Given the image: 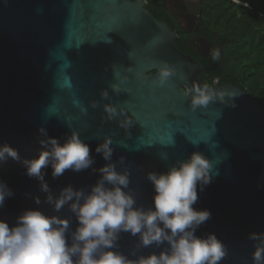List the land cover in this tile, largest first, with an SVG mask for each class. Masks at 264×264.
Returning <instances> with one entry per match:
<instances>
[{
    "label": "water",
    "instance_id": "water-1",
    "mask_svg": "<svg viewBox=\"0 0 264 264\" xmlns=\"http://www.w3.org/2000/svg\"><path fill=\"white\" fill-rule=\"evenodd\" d=\"M187 1L196 15L185 22L174 0L167 1V8L185 31H199L201 4ZM176 37L167 21L147 9L146 0H0V144L8 142L22 157L32 158L40 147L41 126L61 142L75 130L89 143L93 167L99 168L106 161L95 147L110 136L113 160L125 158L130 187L140 192L138 202L146 207L154 195L146 173L165 172L171 163L200 151L213 162L214 178L198 189L194 207L212 216L197 235L214 232L224 242L228 254L220 264H252L255 249L248 234L264 232V106L237 85L216 83L212 86L238 92L236 106L217 100L193 111L187 89L204 83V68L176 46ZM200 43L203 55H209L211 42L201 38ZM162 61L174 65L177 75L158 87ZM112 84L131 92L117 94ZM104 89L110 100L101 98ZM109 102L124 108L134 124L130 129L119 126L123 116L107 120L103 105ZM25 172L12 160L0 166V179L14 192L0 209V219L10 225L28 208L54 214L49 205L34 203L33 197L45 194ZM51 172L49 167L45 179L57 194L68 184H94L99 176L91 169L67 170L53 179ZM59 215L72 216L67 206ZM136 242L122 234L119 250L134 258ZM152 251L160 249L153 245L138 254Z\"/></svg>",
    "mask_w": 264,
    "mask_h": 264
},
{
    "label": "clouds",
    "instance_id": "clouds-1",
    "mask_svg": "<svg viewBox=\"0 0 264 264\" xmlns=\"http://www.w3.org/2000/svg\"><path fill=\"white\" fill-rule=\"evenodd\" d=\"M234 3L249 7L247 0ZM209 55L213 62L222 58L219 48L210 50ZM176 75L177 68L162 61L155 83L164 87ZM121 79L127 81L126 76ZM111 87L117 94L131 92L118 84ZM187 93L193 111L207 108L217 100L235 107L238 96L234 89L216 88L208 83H193ZM100 96L111 99L107 89ZM91 106L96 108L98 102L93 101ZM103 109L107 120L123 116L117 122L126 131L134 125L123 107L109 102ZM38 133L40 147L32 158L22 157L19 149L8 142L0 144V166L9 160L19 163L28 177L38 181L39 192L45 194L43 199L39 195L33 197L34 203L49 205L54 214L35 207L23 210L11 225L0 219V264H220L228 254L227 246L214 232L197 235L200 226L212 216L210 210L194 207L198 189L203 191L214 178L213 162L202 152L194 151L187 159L176 160L165 172L148 171L146 178L154 195L146 207L138 202L140 192L130 187L131 171L125 166V158L113 160L115 149L110 136L95 147V153L106 161L95 168L92 149L78 131H71L63 142L49 136L43 126ZM162 159L167 160V155L163 154ZM49 167L53 179L67 170L79 173L91 169L99 176L94 184L80 188L68 184L57 194L45 179ZM13 195L9 185L0 179V209ZM65 206L72 216L59 215ZM125 233L137 238L131 251L134 258L119 250ZM248 239L254 242L252 264H264V232H250ZM153 245L160 251L138 254Z\"/></svg>",
    "mask_w": 264,
    "mask_h": 264
},
{
    "label": "trees",
    "instance_id": "trees-1",
    "mask_svg": "<svg viewBox=\"0 0 264 264\" xmlns=\"http://www.w3.org/2000/svg\"><path fill=\"white\" fill-rule=\"evenodd\" d=\"M167 1L146 0V7L156 18L169 23L177 35L176 46L204 68L202 81L237 85L264 106V0H247V8L234 0H198L202 7L197 21L199 36L221 50L219 62L196 51L191 40L198 34L178 24Z\"/></svg>",
    "mask_w": 264,
    "mask_h": 264
},
{
    "label": "bare ground",
    "instance_id": "bare-ground-1",
    "mask_svg": "<svg viewBox=\"0 0 264 264\" xmlns=\"http://www.w3.org/2000/svg\"><path fill=\"white\" fill-rule=\"evenodd\" d=\"M176 10L186 18V20L194 17L196 8L190 1L187 0H174Z\"/></svg>",
    "mask_w": 264,
    "mask_h": 264
},
{
    "label": "flooded vegetation",
    "instance_id": "flooded-vegetation-1",
    "mask_svg": "<svg viewBox=\"0 0 264 264\" xmlns=\"http://www.w3.org/2000/svg\"><path fill=\"white\" fill-rule=\"evenodd\" d=\"M174 10V9H173ZM186 20H185V18H184V20H183V22H185ZM179 24V23H178ZM193 32H195V33H197L198 35L196 36V37H194V39H192L191 41H194L195 42V45H196V51L198 52V53H200V54H204V53H206V50H205V48H204V46L200 43V39L201 38H203V37H201V36H199V32L200 31H197L196 29H193L191 32H189V33H193ZM204 39H206V38H204ZM212 49H215V47H213V45L211 44V50ZM203 56H210V55H203Z\"/></svg>",
    "mask_w": 264,
    "mask_h": 264
},
{
    "label": "snow or ice",
    "instance_id": "snow-or-ice-1",
    "mask_svg": "<svg viewBox=\"0 0 264 264\" xmlns=\"http://www.w3.org/2000/svg\"><path fill=\"white\" fill-rule=\"evenodd\" d=\"M170 143H172V141L170 140Z\"/></svg>",
    "mask_w": 264,
    "mask_h": 264
}]
</instances>
